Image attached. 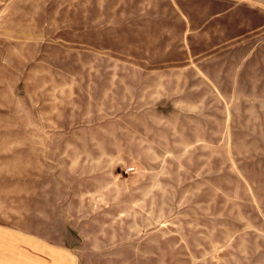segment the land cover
I'll return each mask as SVG.
<instances>
[{"label":"rangeland","instance_id":"1","mask_svg":"<svg viewBox=\"0 0 264 264\" xmlns=\"http://www.w3.org/2000/svg\"><path fill=\"white\" fill-rule=\"evenodd\" d=\"M8 232L22 264H264V0H0V264Z\"/></svg>","mask_w":264,"mask_h":264},{"label":"crops","instance_id":"2","mask_svg":"<svg viewBox=\"0 0 264 264\" xmlns=\"http://www.w3.org/2000/svg\"><path fill=\"white\" fill-rule=\"evenodd\" d=\"M100 2V1H99ZM135 167V166H134ZM19 239L22 238L21 236H17ZM13 239V242H12ZM49 243L52 244V246H45L47 248V251L49 252H57L56 249H54L53 247V241L49 240ZM21 242H17L14 238H13V233L8 232V264H22L21 261L19 260V255L23 253V249L24 247H22ZM44 246L39 247L41 249H45ZM38 246L36 245L34 248L30 249L28 248L29 251L31 250H37Z\"/></svg>","mask_w":264,"mask_h":264},{"label":"built area","instance_id":"3","mask_svg":"<svg viewBox=\"0 0 264 264\" xmlns=\"http://www.w3.org/2000/svg\"><path fill=\"white\" fill-rule=\"evenodd\" d=\"M133 169H134V167H131V168H130V170H133Z\"/></svg>","mask_w":264,"mask_h":264}]
</instances>
